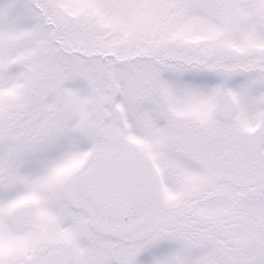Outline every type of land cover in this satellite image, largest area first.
Segmentation results:
<instances>
[{
    "label": "snow or ice",
    "instance_id": "6c2138e0",
    "mask_svg": "<svg viewBox=\"0 0 264 264\" xmlns=\"http://www.w3.org/2000/svg\"><path fill=\"white\" fill-rule=\"evenodd\" d=\"M0 264H264V0H0Z\"/></svg>",
    "mask_w": 264,
    "mask_h": 264
}]
</instances>
